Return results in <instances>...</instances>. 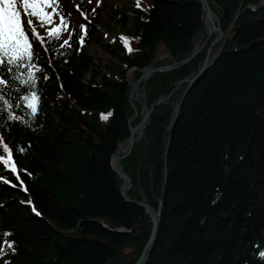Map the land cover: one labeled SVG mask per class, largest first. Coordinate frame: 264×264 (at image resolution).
I'll list each match as a JSON object with an SVG mask.
<instances>
[{"label":"trees","instance_id":"trees-1","mask_svg":"<svg viewBox=\"0 0 264 264\" xmlns=\"http://www.w3.org/2000/svg\"><path fill=\"white\" fill-rule=\"evenodd\" d=\"M209 2L225 32L216 57L187 92V83H178L197 72L207 47L146 80L149 106L169 100L155 106L144 135L121 160L132 178L127 195L145 196L159 210L141 264H264V0ZM93 7L92 0L84 15L73 12L76 24L59 40L47 41L48 26L33 18L46 40L41 45L29 31L33 63L42 69L34 118L22 102L15 106L29 89L2 73L9 80L2 94L23 120H9L0 101V136L24 183L0 163V233H11L15 247L0 264H135L149 239L150 215L124 200L123 180L111 165L130 136L129 73L190 56L206 31L203 6L201 0H141L139 7H117L104 21L121 31L110 41L93 27L104 20ZM64 40L70 47H61ZM93 44L106 60L93 56Z\"/></svg>","mask_w":264,"mask_h":264},{"label":"snow or ice","instance_id":"snow-or-ice-1","mask_svg":"<svg viewBox=\"0 0 264 264\" xmlns=\"http://www.w3.org/2000/svg\"><path fill=\"white\" fill-rule=\"evenodd\" d=\"M139 6L140 0H137V7ZM60 7L61 0H0V101L3 102V110L8 112L9 120H23V118L12 112L13 104L2 94L9 86V80L3 78L2 73L6 70L11 74L13 81H18L21 86H26L29 89L26 94L17 98L15 106L20 107L22 102L30 110L29 115L34 118L40 103V96L35 90L38 79L37 73L41 72L42 69L33 63L37 54L34 51L33 40L30 39L29 31L41 45L46 43L45 37L37 31V27L33 23V18H35L40 27L48 26L47 41L59 40L62 32L68 29V22L66 17L60 13ZM94 11L95 9H93ZM54 17H59V24L53 27L51 25H53ZM81 27L85 29L86 34V26L81 25ZM121 40L125 45L128 44L127 38L121 37ZM80 43H84V36H80ZM65 46L70 47L69 40L63 41L61 47ZM128 51L131 52L132 49L129 47ZM16 91L19 92L20 88H17ZM111 115V112L102 113L101 119L106 121ZM23 122L27 123V121ZM0 150L6 154V156L0 155V163L15 174L16 179L23 185L24 182L20 180L13 159L12 149L3 142L2 136H0ZM17 151L22 153L25 149L18 148ZM29 175L31 174L29 173ZM4 182L10 183V181ZM23 190L27 191V188L25 187ZM28 203L31 204V200ZM33 211H36L34 207ZM36 214L39 215L38 212ZM11 235L7 232L0 233V238H3V243L0 244V257L7 254L6 249L15 252L14 242L8 240ZM259 255L264 258V251H260Z\"/></svg>","mask_w":264,"mask_h":264},{"label":"water","instance_id":"water-1","mask_svg":"<svg viewBox=\"0 0 264 264\" xmlns=\"http://www.w3.org/2000/svg\"><path fill=\"white\" fill-rule=\"evenodd\" d=\"M201 2H202V6H203V21H204V24L207 28V37H206V40L203 42L201 39L203 34H201L200 37H198L195 40L194 49H193L190 56H188L187 58L182 60L179 64L162 65V66L150 65V66H147V67L142 68V69L134 68L129 73V82L131 84L129 100H130L132 107L135 109V114L133 117H131L129 119L130 136L127 139H125L124 141L119 143L117 150L115 151V153L112 156L111 165L113 167V170L123 180V184L121 186V196L127 202L138 204V205L142 206L143 208H145L147 213L150 215L152 222H153V226H152V230H151L149 239H148V241H147V243H146V245L142 251L140 258L136 261L135 264H141L144 261V259L146 258L147 254H148V252H149V250L153 244V241H154V238L156 235V229L158 226L159 210L157 211L153 206H151L145 196L143 197V199L141 201H139V200H133L127 195L128 190L132 187V178L125 172L123 165L121 163V159H124L127 156H129V154L131 153V151L133 149L135 142H137L142 137V134L144 133L145 127L147 126V122H148L150 115H151L152 111L154 110L155 106L164 103L165 99L160 98L156 103L149 106L148 102H147L146 90H145V85H144L142 88V90H143L142 95L144 98L143 104H144V108H145V113H144V116H143L141 122L139 124H137L136 126H133L131 124V122L137 117L138 110L136 109V104H135V101L132 99V95H133L134 91L140 89V84L142 82L145 84L146 80L154 72H159V71H163V70H167V69H174V68L178 67L180 64H185V63L193 60L202 50L205 49L206 45L208 44L209 40L211 39L212 34L215 33L216 37L209 44V46L206 50L207 55H206L204 61L200 64L197 72L191 76L185 77L184 79L180 80L177 88L179 86H181L182 84L187 83V88L185 91V92H187L191 88V86L198 80V78H200V76L208 69V67L210 66V64L212 63V61L214 60V58L217 55L218 48L216 46L222 41V39L224 37V31L221 27V22L219 20V17L213 11L209 0H201ZM138 71H141L142 73H141L139 79L135 80L134 75ZM169 97H170V95L168 96V98ZM137 101H139V100H137ZM178 105H179V102H176L174 107L177 109ZM140 128L142 129V134L140 136H136L135 133ZM125 143L128 144L126 151L121 155L118 154L119 147Z\"/></svg>","mask_w":264,"mask_h":264},{"label":"rangeland","instance_id":"rangeland-1","mask_svg":"<svg viewBox=\"0 0 264 264\" xmlns=\"http://www.w3.org/2000/svg\"><path fill=\"white\" fill-rule=\"evenodd\" d=\"M92 1V0H91ZM141 1V0H140ZM88 3L89 0H61V7H60V13L62 15H64L66 17V20L68 22V26L71 28V25H74V23L76 24V16L73 14V12H75L76 14H80V15H84V13L82 12L81 9H83V6H88ZM93 4H94V7H97L99 8L98 12L95 13L94 15L95 16H99L97 17V19L100 20V16L104 19L102 23H95L93 22V27L97 28L98 30H100L104 36V38L106 39V41H110L112 39H115L118 35H120V30L118 28H116L115 26H112L111 28L110 27H106L105 24H104V21H108L110 19V16L112 15L113 13V9H116L117 7H123V6H131L132 4H137V0H93ZM93 7V8H94ZM252 8H254V6H251ZM49 11H51V9H49ZM100 13V14H99ZM218 16V15H217ZM26 19V18H25ZM90 19V18H89ZM56 20V21H55ZM220 20V18H219ZM91 21V20H90ZM93 21V20H92ZM221 22V21H220ZM34 23V22H33ZM57 24H59V17H54V22H53V25L51 26H56ZM34 25L37 27V31L39 29V27L34 23ZM222 27V25H221ZM206 28V26H205ZM223 29V28H222ZM224 31V30H223ZM201 34H203V36L201 37L202 41L204 42L206 40V37H207V28H206V31H203ZM200 34V35H201ZM200 35L198 37H200ZM197 37V38H198ZM216 37V34L213 33L212 36H211V39L209 40L208 44L206 45V47L208 48L209 44L211 43L212 40H214ZM196 38V39H197ZM225 39V32H224V37L222 39V41L216 46L218 49L219 48V45L223 42V40ZM205 47V48H206ZM203 51V50H202ZM201 51V52H202ZM90 52L93 54V56H100L103 58V60H106L108 58L107 54L101 49L100 46H98L97 44H93L91 47H90ZM158 52H160V50H158ZM207 54H205V57H206ZM204 57V59H205ZM203 59V61H204ZM202 61V62H203ZM151 65H154V64H151ZM163 65V64H162ZM161 65V66H162ZM165 65H171V64H165ZM133 70V69H132ZM131 70V71H132ZM168 70V69H167ZM130 71V72H131ZM139 72V71H138ZM137 73V72H136ZM135 73V74H136ZM141 75V74H140ZM139 75V77H140ZM202 76V75H201ZM200 76V77H201ZM135 77V75H134ZM138 78H135V80H138ZM145 84L142 82L140 84V90H142L143 86ZM169 99H165V102L164 103H167ZM143 101H144V98H143V95L140 96V99L139 101H136L135 104H136V109L138 110V114H137V117L134 119L136 120L137 118H140L139 122L137 124H139L144 116V113H145V108H144V104H143ZM176 103V102H175ZM138 105H140V108H138ZM175 105V104H174ZM134 109V108H133ZM134 114H135V109H134ZM134 116V115H133ZM132 116V117H133ZM133 120V121H134ZM133 121L131 122V124L133 126H136L133 124ZM145 132V130H144ZM142 134V133H141ZM144 135V133L142 134V136ZM142 138V137H141ZM140 138V139H141ZM123 184V182H122ZM122 186V185H121Z\"/></svg>","mask_w":264,"mask_h":264},{"label":"bare ground","instance_id":"bare-ground-1","mask_svg":"<svg viewBox=\"0 0 264 264\" xmlns=\"http://www.w3.org/2000/svg\"><path fill=\"white\" fill-rule=\"evenodd\" d=\"M141 95H142V91H141L140 89H138V90L134 91V93H133V95H132V99L136 102L137 100L140 99V96H141ZM141 133H142V129L140 128V129H138V130L136 131L135 135H136V136H140ZM127 147H128V144H127V143L122 144V145L119 147V152H118V154H120V155L123 154V153L126 151ZM121 160H122V159H121Z\"/></svg>","mask_w":264,"mask_h":264}]
</instances>
